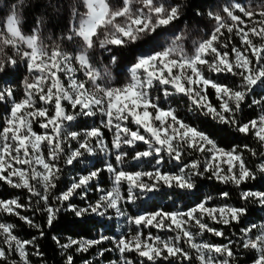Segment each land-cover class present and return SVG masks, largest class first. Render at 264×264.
<instances>
[{"label": "trees", "instance_id": "obj_1", "mask_svg": "<svg viewBox=\"0 0 264 264\" xmlns=\"http://www.w3.org/2000/svg\"><path fill=\"white\" fill-rule=\"evenodd\" d=\"M254 0H174L176 26L208 30L212 15L223 13L224 8L236 10ZM16 6L22 18V31L38 30L41 44L64 45L73 10L66 0H0L3 18ZM228 38L239 45L237 38ZM96 36H93V41ZM253 40L257 56L251 62L252 83L232 66L221 70L215 52H209L198 65L208 82L204 88L188 86L184 90L172 82L171 73L164 70L162 79H154L148 94L152 109V128L148 130L133 113L123 114L124 120L111 117V122L97 110L87 112L71 106L54 91L45 103L30 90L36 108L45 107L56 124L49 127L44 120L31 117V130L49 139L42 146L48 177H36L31 149L22 140L27 132L19 134L4 131L9 102L19 97L0 99V135L20 146L25 157L27 186L13 185L0 178V202H8L10 210L0 209V223L7 227L14 239L23 245L28 264H114L122 259L125 264H203L196 251L181 238L179 252L169 255L145 256L128 250L118 254L113 239L116 237L114 211L101 199L111 189L110 162L125 174L136 175L132 181L120 182L123 211L129 220L139 213L168 215L184 213L202 205L208 209H228L235 218L215 222L206 217L202 221L207 230L200 231L199 241L217 249L213 264H254L256 253L245 245L247 233L264 220V131L259 137L251 123L264 117V43ZM142 42L123 41L108 50L104 62L110 63L116 84L125 83L126 70L145 54ZM93 63L92 60H90ZM102 62V63H104ZM2 84L12 94L21 91L27 77V68L18 61L10 62ZM216 87L221 89L218 93ZM157 110H170L173 118L183 127L192 129L226 152L236 153L245 172L243 178H218L206 167L207 150L189 146L176 137L177 126L167 124L175 139L176 150L171 151L158 141L154 115ZM118 124H120L118 126ZM133 132H137L134 135ZM109 155V156H108ZM166 177H181L184 184ZM98 203V205H96ZM142 227V234L170 235L172 231H158ZM131 230L136 233L131 226ZM176 238V237H175ZM0 264H22L14 242L0 234Z\"/></svg>", "mask_w": 264, "mask_h": 264}, {"label": "rangeland", "instance_id": "obj_2", "mask_svg": "<svg viewBox=\"0 0 264 264\" xmlns=\"http://www.w3.org/2000/svg\"><path fill=\"white\" fill-rule=\"evenodd\" d=\"M66 3L68 9L73 10V15L62 46L54 42L41 44L37 29L24 33L22 18L16 6L12 5L4 18L5 11L0 14V99L8 101L10 97H19L18 101L9 102L4 131L15 135L21 129L27 132L22 142L31 149L35 174L41 181L48 177L42 146L49 138L46 134L38 135L31 130V117L44 120L49 127L56 124V117L49 116L44 106L36 108L33 105L30 90H34L45 103L52 99L56 91L71 106H78L87 112L97 110L108 123L111 117L124 120L123 114L136 107L139 112L133 115L150 130L154 105L150 101L148 89L154 79L163 78L164 70L171 73L172 82L180 90L187 86L204 88L208 82L197 67L207 62L204 59L207 53L215 52L218 62L213 65L228 71L236 66L248 83L253 81L251 62L257 56L253 40L264 43V0L236 5L241 15L224 8L221 15H212L208 30L176 26L173 23L177 16L174 0H66ZM226 34L237 38L239 45L233 44L231 48L229 38L226 43L221 40ZM93 36H96L94 41ZM124 40L142 42L147 51L134 66L126 70L125 83L117 85L112 67L110 63L104 62V58L109 48ZM13 61L25 65L28 73L22 90L14 94L2 84L7 67ZM263 70L264 63L257 71L262 73ZM216 89L221 93L219 87ZM154 118L158 122L155 132L157 139L169 150L175 151L176 145L167 124L177 126L176 137L179 140L207 150L206 167L218 178L245 176L236 153L223 151L204 135L183 127L176 122L170 110H157ZM250 127L261 137L264 117L252 122ZM133 134L137 135V132ZM24 165L25 157L20 153V146L14 147L6 134L0 135V178L13 185L27 186ZM107 168L112 184L110 191L102 194L101 199L115 214L117 228L113 241L118 254L135 250L149 257L161 255L162 252L174 255L179 252L178 245L183 238L196 251L203 264H213V252L217 249L199 241L200 231L207 230L202 218L225 222L235 218L233 210L208 209L198 205L184 213H139L135 219L129 220L123 211L119 185L122 180L132 181L137 176L123 173L111 162ZM163 178L184 184L179 176ZM259 198L264 204V195H259ZM0 209L9 211V203L0 202ZM142 225L158 231H172L176 233V238L170 235H143ZM131 226L137 230L136 233L131 230ZM1 233L6 235L9 242L15 243L22 264H28L22 243L14 239L9 229L0 223ZM245 245L256 253L254 264H264V220L255 228V232L247 233ZM114 264L125 262L120 259Z\"/></svg>", "mask_w": 264, "mask_h": 264}]
</instances>
